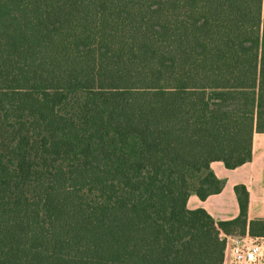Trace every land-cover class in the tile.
Returning a JSON list of instances; mask_svg holds the SVG:
<instances>
[{
  "label": "trees",
  "instance_id": "1",
  "mask_svg": "<svg viewBox=\"0 0 264 264\" xmlns=\"http://www.w3.org/2000/svg\"><path fill=\"white\" fill-rule=\"evenodd\" d=\"M256 133L264 0H0V264H224Z\"/></svg>",
  "mask_w": 264,
  "mask_h": 264
},
{
  "label": "crops",
  "instance_id": "2",
  "mask_svg": "<svg viewBox=\"0 0 264 264\" xmlns=\"http://www.w3.org/2000/svg\"><path fill=\"white\" fill-rule=\"evenodd\" d=\"M211 166L217 177L225 182L222 191L206 199L192 193L188 207L204 208L216 220L233 219L240 213L235 186L243 184L250 196L249 219L264 220V133L254 136L252 160L236 168H228L222 161H214Z\"/></svg>",
  "mask_w": 264,
  "mask_h": 264
},
{
  "label": "built area",
  "instance_id": "3",
  "mask_svg": "<svg viewBox=\"0 0 264 264\" xmlns=\"http://www.w3.org/2000/svg\"><path fill=\"white\" fill-rule=\"evenodd\" d=\"M226 240L225 263L228 264H263L264 237L250 235L237 236L221 234Z\"/></svg>",
  "mask_w": 264,
  "mask_h": 264
}]
</instances>
